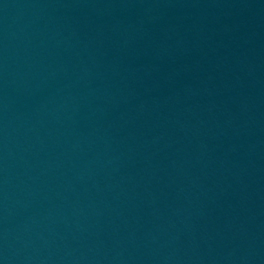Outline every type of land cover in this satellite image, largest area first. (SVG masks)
<instances>
[{
	"label": "water",
	"instance_id": "obj_1",
	"mask_svg": "<svg viewBox=\"0 0 264 264\" xmlns=\"http://www.w3.org/2000/svg\"><path fill=\"white\" fill-rule=\"evenodd\" d=\"M0 264H264V0H0Z\"/></svg>",
	"mask_w": 264,
	"mask_h": 264
}]
</instances>
